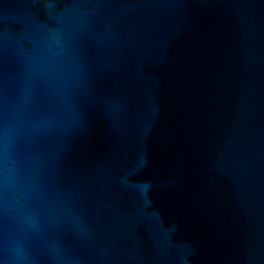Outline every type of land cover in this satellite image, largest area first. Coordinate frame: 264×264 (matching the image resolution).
I'll return each instance as SVG.
<instances>
[{
  "label": "water",
  "instance_id": "1",
  "mask_svg": "<svg viewBox=\"0 0 264 264\" xmlns=\"http://www.w3.org/2000/svg\"><path fill=\"white\" fill-rule=\"evenodd\" d=\"M0 264H264V0H0Z\"/></svg>",
  "mask_w": 264,
  "mask_h": 264
}]
</instances>
